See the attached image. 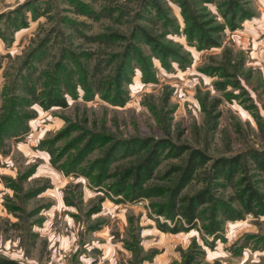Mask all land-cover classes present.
<instances>
[{"label": "rangeland", "instance_id": "374dc122", "mask_svg": "<svg viewBox=\"0 0 264 264\" xmlns=\"http://www.w3.org/2000/svg\"><path fill=\"white\" fill-rule=\"evenodd\" d=\"M149 1L0 0V256L15 264H264V215L227 219L218 236L201 219L165 230L159 222L175 220L157 209L168 191L135 199L115 191L154 139L212 156L264 146V0H238L246 14L208 48L189 37L183 0H158L160 14ZM225 1L200 6L223 22ZM137 25L178 56L163 58ZM129 43L142 53L119 105L93 81L114 74ZM59 94L67 105L51 104ZM175 152L163 150L148 185H173L168 170L182 162ZM204 184L196 176L182 194Z\"/></svg>", "mask_w": 264, "mask_h": 264}, {"label": "trees", "instance_id": "16d2710c", "mask_svg": "<svg viewBox=\"0 0 264 264\" xmlns=\"http://www.w3.org/2000/svg\"><path fill=\"white\" fill-rule=\"evenodd\" d=\"M210 1L212 0H195L194 5L190 0L181 2L183 14L188 22L187 33L191 39L196 40L200 48L219 45L221 33L225 28H236L238 17L246 14L238 0H226L221 9L226 21L218 22L215 17L207 18L210 14L204 11L207 7L200 6L201 3ZM149 4L157 8L160 14L162 6L158 0H151ZM137 28L142 39L160 52L163 58L178 56L174 47L162 42L146 27L137 25ZM115 36L108 35V38H120L119 34ZM136 53L140 59L142 52L138 45L129 43L115 67L114 74L106 79H99L96 83L93 81L96 91L110 95L115 104L124 105L127 101L124 82L129 78L128 69ZM51 104L67 105L68 102L65 96L59 94ZM153 142L140 161L121 172L119 188L115 191L124 193L130 199L168 191L167 201L160 204L157 211L159 215L175 222L170 225L167 221H161V228L172 231L191 229L197 227L201 219L205 231L218 236L227 219H240L247 214L264 215V146L249 147L232 155L212 156L199 147L175 143L164 137L154 139ZM166 148L175 150L176 156L182 158L181 163H173L168 170V174H176L174 183L167 187L148 185V181L156 174L163 150ZM199 175L204 176L205 184L191 193L182 194V190ZM229 186L233 189L228 195L221 193ZM0 264H15V260L0 256Z\"/></svg>", "mask_w": 264, "mask_h": 264}]
</instances>
